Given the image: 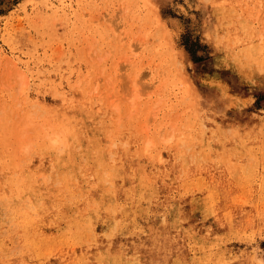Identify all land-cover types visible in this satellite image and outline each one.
<instances>
[{"label": "rangeland", "instance_id": "1", "mask_svg": "<svg viewBox=\"0 0 264 264\" xmlns=\"http://www.w3.org/2000/svg\"><path fill=\"white\" fill-rule=\"evenodd\" d=\"M0 264H264V0H0Z\"/></svg>", "mask_w": 264, "mask_h": 264}, {"label": "bare ground", "instance_id": "2", "mask_svg": "<svg viewBox=\"0 0 264 264\" xmlns=\"http://www.w3.org/2000/svg\"><path fill=\"white\" fill-rule=\"evenodd\" d=\"M105 220V219H104ZM115 221V220H114ZM90 223H91V221H89ZM77 227V226H76ZM80 229H81V227H80ZM75 231V230H74ZM111 231V230H110ZM78 232V231H77ZM70 233H68V235H69ZM80 234H84V231H80Z\"/></svg>", "mask_w": 264, "mask_h": 264}]
</instances>
